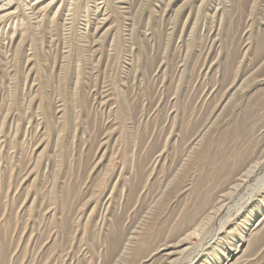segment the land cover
<instances>
[{"label": "rangeland", "instance_id": "1", "mask_svg": "<svg viewBox=\"0 0 264 264\" xmlns=\"http://www.w3.org/2000/svg\"><path fill=\"white\" fill-rule=\"evenodd\" d=\"M263 55L264 0H0V264H264Z\"/></svg>", "mask_w": 264, "mask_h": 264}, {"label": "bare ground", "instance_id": "2", "mask_svg": "<svg viewBox=\"0 0 264 264\" xmlns=\"http://www.w3.org/2000/svg\"><path fill=\"white\" fill-rule=\"evenodd\" d=\"M262 54H263V53H262ZM263 56H264V55H263ZM261 58H264V57H261ZM261 159H262V158H261ZM257 161H259V160H257ZM255 163H256V162H255ZM255 163H254V164H255ZM262 164H263V163H262ZM247 167H248V166H247ZM249 167H250V166H249ZM254 167H255V166H254ZM245 168H246V167H245ZM244 170H245V169H244ZM249 171H250V170H249ZM251 171H252V170H251ZM252 172H253V171H252ZM243 174H244V173H243ZM244 175H245V174H244ZM246 175H247V174H246ZM246 175H245V176H246ZM245 176H244V177H245ZM260 177H261V176H260ZM242 179H243V178H242ZM239 180H240V179H239ZM258 180H259V179H258ZM233 184H234V183H233ZM235 184H236V183H235ZM259 184H260V183H259ZM234 186H235V185H234ZM255 186H256V185H255ZM254 189H255V188H254ZM254 189H253V190H254ZM251 194H252V193H251ZM223 197H224V196H223ZM247 197H248V196H247ZM249 197H250V196H249ZM242 201H243V200H242ZM224 203H225V202H224ZM225 220H226V219H225ZM227 262H229V258L227 259ZM227 262H226V263H227ZM227 264H228V263H227Z\"/></svg>", "mask_w": 264, "mask_h": 264}]
</instances>
